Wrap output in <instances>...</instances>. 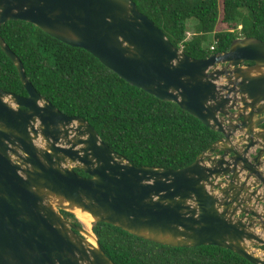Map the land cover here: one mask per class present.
<instances>
[{
	"label": "water",
	"instance_id": "1",
	"mask_svg": "<svg viewBox=\"0 0 264 264\" xmlns=\"http://www.w3.org/2000/svg\"><path fill=\"white\" fill-rule=\"evenodd\" d=\"M8 20L85 49L221 137L182 168L134 166L87 120L40 95L0 36L27 91L0 88V264H115L92 229L60 210L158 244L215 245L264 264V40L239 36L224 52L191 58L132 0H0V27Z\"/></svg>",
	"mask_w": 264,
	"mask_h": 264
},
{
	"label": "trees",
	"instance_id": "2",
	"mask_svg": "<svg viewBox=\"0 0 264 264\" xmlns=\"http://www.w3.org/2000/svg\"><path fill=\"white\" fill-rule=\"evenodd\" d=\"M132 1L191 58L224 52L239 36L264 40V0ZM190 18L196 22L187 39ZM0 36L40 95L62 113L87 120L102 141L134 166L182 168L221 137L177 103L129 84L90 52L69 46L32 23L8 20L1 25ZM0 88L27 96L14 63L1 48ZM75 171L87 176L80 169ZM60 212L81 225L72 212ZM91 229L115 264H254L215 245L167 246L105 222H93Z\"/></svg>",
	"mask_w": 264,
	"mask_h": 264
},
{
	"label": "bare ground",
	"instance_id": "3",
	"mask_svg": "<svg viewBox=\"0 0 264 264\" xmlns=\"http://www.w3.org/2000/svg\"><path fill=\"white\" fill-rule=\"evenodd\" d=\"M75 215L78 217L79 221L86 227L88 232L91 233V223H92V217L85 212H81L80 210L74 211ZM88 241L91 242V244H95L94 237L93 236H87Z\"/></svg>",
	"mask_w": 264,
	"mask_h": 264
},
{
	"label": "rangeland",
	"instance_id": "4",
	"mask_svg": "<svg viewBox=\"0 0 264 264\" xmlns=\"http://www.w3.org/2000/svg\"><path fill=\"white\" fill-rule=\"evenodd\" d=\"M195 20L193 19V18H190V19H188L187 21H186V25H187V31H186V38L188 39V38H190L191 37V35L193 34V31H194V24H195ZM237 28L239 29V28H241V26L240 25H238L237 26ZM212 39V34H210L209 35V40H211ZM15 106V105H14ZM75 215V214H74ZM75 217L77 218V220H79L78 219V217L75 215ZM79 222H81V221H79ZM82 224V223H81Z\"/></svg>",
	"mask_w": 264,
	"mask_h": 264
},
{
	"label": "built area",
	"instance_id": "5",
	"mask_svg": "<svg viewBox=\"0 0 264 264\" xmlns=\"http://www.w3.org/2000/svg\"><path fill=\"white\" fill-rule=\"evenodd\" d=\"M211 48H213V46H211Z\"/></svg>",
	"mask_w": 264,
	"mask_h": 264
},
{
	"label": "crops",
	"instance_id": "6",
	"mask_svg": "<svg viewBox=\"0 0 264 264\" xmlns=\"http://www.w3.org/2000/svg\"><path fill=\"white\" fill-rule=\"evenodd\" d=\"M238 138V136H236Z\"/></svg>",
	"mask_w": 264,
	"mask_h": 264
},
{
	"label": "flooded vegetation",
	"instance_id": "7",
	"mask_svg": "<svg viewBox=\"0 0 264 264\" xmlns=\"http://www.w3.org/2000/svg\"><path fill=\"white\" fill-rule=\"evenodd\" d=\"M262 126H264V124Z\"/></svg>",
	"mask_w": 264,
	"mask_h": 264
},
{
	"label": "clouds",
	"instance_id": "8",
	"mask_svg": "<svg viewBox=\"0 0 264 264\" xmlns=\"http://www.w3.org/2000/svg\"><path fill=\"white\" fill-rule=\"evenodd\" d=\"M210 48H211V46H210Z\"/></svg>",
	"mask_w": 264,
	"mask_h": 264
}]
</instances>
